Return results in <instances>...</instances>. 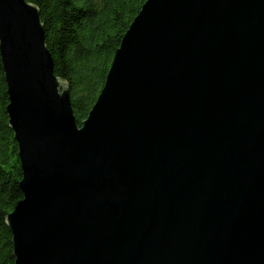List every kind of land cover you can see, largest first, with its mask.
Wrapping results in <instances>:
<instances>
[{
  "label": "water",
  "instance_id": "water-1",
  "mask_svg": "<svg viewBox=\"0 0 264 264\" xmlns=\"http://www.w3.org/2000/svg\"><path fill=\"white\" fill-rule=\"evenodd\" d=\"M0 55L14 264H264V0H146L81 125L37 5Z\"/></svg>",
  "mask_w": 264,
  "mask_h": 264
},
{
  "label": "trees",
  "instance_id": "trees-1",
  "mask_svg": "<svg viewBox=\"0 0 264 264\" xmlns=\"http://www.w3.org/2000/svg\"><path fill=\"white\" fill-rule=\"evenodd\" d=\"M40 9L54 72L70 84L81 125L103 88L116 51L146 0H28ZM8 86L0 55V264H14L7 216L23 198L18 143L9 125Z\"/></svg>",
  "mask_w": 264,
  "mask_h": 264
}]
</instances>
